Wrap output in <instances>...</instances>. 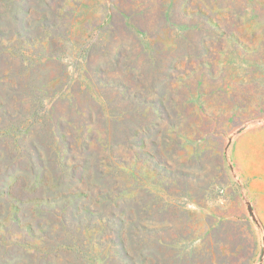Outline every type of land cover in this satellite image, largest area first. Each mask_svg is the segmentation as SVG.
Listing matches in <instances>:
<instances>
[{
	"label": "rangeland",
	"instance_id": "obj_1",
	"mask_svg": "<svg viewBox=\"0 0 264 264\" xmlns=\"http://www.w3.org/2000/svg\"><path fill=\"white\" fill-rule=\"evenodd\" d=\"M0 264H264V0H0Z\"/></svg>",
	"mask_w": 264,
	"mask_h": 264
},
{
	"label": "trees",
	"instance_id": "obj_2",
	"mask_svg": "<svg viewBox=\"0 0 264 264\" xmlns=\"http://www.w3.org/2000/svg\"><path fill=\"white\" fill-rule=\"evenodd\" d=\"M45 116V114L44 113H42V115H41V113H40V115H38L36 112L34 113V116L32 115V114H30V117H36L37 119H39V118H42V117H44ZM27 126V125H26ZM23 134H25V131H20L19 132V136L18 137H16L15 139L16 140H14V144H16V146L18 145V147H21V148H23V150L25 149V150H28V146H27V144H25V146H24V143H26L25 142V136L23 135ZM22 140H24V142H23V144H20V141H22ZM68 171V170H67ZM14 198L17 200L18 198L16 197V196H14ZM8 237H10L9 239H14V240H17L21 245H24V246H26V247H31L32 249H34V244L31 242V241H29V240H24V239H18L17 238V236H16V234H9V236Z\"/></svg>",
	"mask_w": 264,
	"mask_h": 264
}]
</instances>
